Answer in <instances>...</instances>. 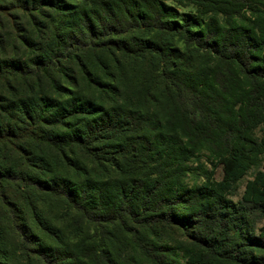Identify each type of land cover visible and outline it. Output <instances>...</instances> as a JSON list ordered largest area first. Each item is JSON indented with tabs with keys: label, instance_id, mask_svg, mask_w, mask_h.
Instances as JSON below:
<instances>
[{
	"label": "trees",
	"instance_id": "16d2710c",
	"mask_svg": "<svg viewBox=\"0 0 264 264\" xmlns=\"http://www.w3.org/2000/svg\"><path fill=\"white\" fill-rule=\"evenodd\" d=\"M67 1L16 0L59 17L47 59L0 63V264H139L111 229L176 223L178 203L195 235L175 264H264V0ZM111 48L103 86L83 62Z\"/></svg>",
	"mask_w": 264,
	"mask_h": 264
},
{
	"label": "rangeland",
	"instance_id": "374dc122",
	"mask_svg": "<svg viewBox=\"0 0 264 264\" xmlns=\"http://www.w3.org/2000/svg\"><path fill=\"white\" fill-rule=\"evenodd\" d=\"M26 5L33 3L37 5L36 0H22ZM71 0H68L69 2ZM181 11H193L192 8H181ZM59 17L57 13L51 10L49 7H42L41 10H27L21 9L17 6L16 0H0V63L11 61L14 64L21 61H35L37 59L45 60L49 57L52 49V39L50 36V30L54 26L52 22ZM138 37H144L138 35ZM116 50L111 48L110 50H102L96 52H90L87 58V62H83L91 77H96L104 85H109L111 81L110 72L113 69L114 59H119L120 54H114ZM73 70L71 77H74V73L80 74L78 65L68 64ZM109 73V74H107ZM65 87L68 88V81L65 80ZM95 101L103 104H107L111 101V97L98 94L94 97ZM258 135L262 137L264 135V129L258 131ZM112 141H105L104 145H108ZM117 143H120L117 141ZM122 143V142H121ZM120 143V144H121ZM110 153L102 154L99 162L102 166L109 167L112 158ZM264 160V157H263ZM51 163V169L58 171L60 174L65 175L66 172L60 162L52 158L49 160ZM192 168H198L204 166L211 169L209 164H205V159L190 163ZM261 170V168H254L248 176H246L238 185L237 190L230 196V199L237 202L242 197L246 183L252 179L254 174ZM124 170L127 168L124 167ZM37 172L30 173L37 177ZM201 170L189 174L185 178V183L192 185L201 179ZM53 177V176H51ZM216 178L220 180L222 178L221 169L216 171ZM132 198L134 200L141 199V196L137 192H132ZM39 206L41 212L44 209L47 213L52 211V206L48 201L43 200ZM134 211L137 212V203H134ZM170 215L176 219V223L170 224L168 222L156 223L152 225H140L128 221L124 226H117L111 229L112 236L119 238L121 241L131 246L134 242H139L140 247L145 252L151 253V259L144 255L135 252L134 256L137 257L138 263L146 264H175L182 260L183 252L177 250V247H188L193 243V236L195 235L194 229L191 226L185 227L178 224V220L181 221L186 207L183 204H176L169 210ZM139 217H146V212H140ZM264 226V221L258 225L261 229ZM167 246V248H166ZM155 261V262H154Z\"/></svg>",
	"mask_w": 264,
	"mask_h": 264
}]
</instances>
